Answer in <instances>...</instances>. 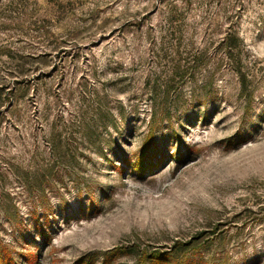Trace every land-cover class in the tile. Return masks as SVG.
Listing matches in <instances>:
<instances>
[{
  "label": "rangeland",
  "instance_id": "374dc122",
  "mask_svg": "<svg viewBox=\"0 0 264 264\" xmlns=\"http://www.w3.org/2000/svg\"><path fill=\"white\" fill-rule=\"evenodd\" d=\"M185 1L0 0L2 263L264 264V0Z\"/></svg>",
  "mask_w": 264,
  "mask_h": 264
},
{
  "label": "trees",
  "instance_id": "16d2710c",
  "mask_svg": "<svg viewBox=\"0 0 264 264\" xmlns=\"http://www.w3.org/2000/svg\"><path fill=\"white\" fill-rule=\"evenodd\" d=\"M10 5V2L8 3ZM192 4V1L187 0L185 1V7H180L176 4H172L169 7V17L170 19H167V24H172V20L181 17L184 15L186 9L188 7H190V5ZM222 44L224 49L226 50L227 56H231L232 53L234 52V50H236V42L235 39L232 35L228 34L225 35L224 39L222 40ZM6 56L10 59L11 61V65L14 66V69L17 70V75L20 76H24V72L20 71L19 73V69L20 67L22 68L23 65H25L23 62H21L20 59H17L19 57H12V54L7 53ZM239 73V70L237 71ZM240 86H241V94L245 93V80L244 78L241 76L240 79ZM7 91V95H9L10 93L13 92H19L20 89L16 88L15 86L13 88L8 87H1L0 92H4ZM6 95V96H7ZM54 148H58L56 147V144L59 143V141H57L56 139L51 142ZM156 154V143L153 139L152 136H148L147 139L145 140L141 150L139 151V157L136 158V160L134 161V163H132L130 165V168L132 169V172L136 173L138 176H142L145 172L151 170L158 162V160H153L154 155ZM153 163H152V162ZM128 163V162H127ZM176 245H174L172 247V250L170 251L171 253L169 254V259H171L172 261H174L176 264H180L181 261H183L185 259V257H187L186 253L189 250L192 249H196V247H191L188 250H186V244H181V243H175ZM161 255L159 254V252H144L141 253L137 258H138V264H147V263H152V262H156L158 260H161ZM0 264H4L1 262L0 260Z\"/></svg>",
  "mask_w": 264,
  "mask_h": 264
}]
</instances>
